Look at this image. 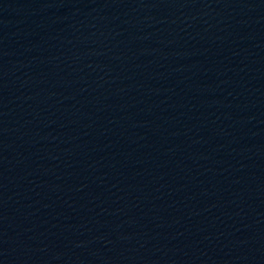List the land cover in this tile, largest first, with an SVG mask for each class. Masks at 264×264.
Wrapping results in <instances>:
<instances>
[{"label":"water","instance_id":"1","mask_svg":"<svg viewBox=\"0 0 264 264\" xmlns=\"http://www.w3.org/2000/svg\"><path fill=\"white\" fill-rule=\"evenodd\" d=\"M0 264H264V0H0Z\"/></svg>","mask_w":264,"mask_h":264}]
</instances>
